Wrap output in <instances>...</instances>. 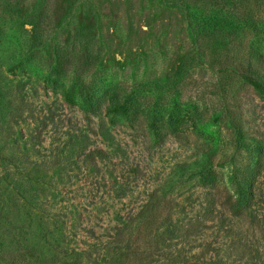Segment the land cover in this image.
I'll return each mask as SVG.
<instances>
[{"label": "rangeland", "instance_id": "rangeland-1", "mask_svg": "<svg viewBox=\"0 0 264 264\" xmlns=\"http://www.w3.org/2000/svg\"><path fill=\"white\" fill-rule=\"evenodd\" d=\"M213 3L0 0L7 42L0 47V87L17 94L25 86L14 104L22 117L13 124V139L22 135L24 147L40 150L39 156L31 152L25 168L5 165L2 158L12 151L0 150V264H65L72 257L65 246L87 253L84 264H106L101 259L119 229L123 250L142 259L131 264H171L181 247L168 230L202 212L206 198L225 203L228 216L234 182L247 176L256 189L249 211L239 210L225 232L210 230L202 240L225 254L233 245L231 264H264V96L236 68L241 44L264 53V43L255 34L242 43L199 31L195 14H210ZM17 60L31 64L28 73L11 69ZM61 64L65 83L82 76L102 104L111 91L131 95L135 115L128 119L103 107L86 118L48 90L44 78ZM174 100L193 114L195 127L156 139L146 114L155 104L171 108ZM3 109L7 114L6 104ZM49 110L55 119L38 146L32 139ZM95 149L108 159L86 161ZM206 151L215 153L214 185H203L195 166ZM157 243L161 250L145 260Z\"/></svg>", "mask_w": 264, "mask_h": 264}, {"label": "trees", "instance_id": "trees-1", "mask_svg": "<svg viewBox=\"0 0 264 264\" xmlns=\"http://www.w3.org/2000/svg\"><path fill=\"white\" fill-rule=\"evenodd\" d=\"M211 13H199L196 15L199 31L208 34L212 37H221V41H233L239 39V42L247 37L249 34H255L261 37V42L264 43V0H213ZM211 2V1H210ZM208 2L207 4H209ZM207 6V5H206ZM210 8V9H211ZM206 10H209L207 7ZM243 43V41H241ZM6 40L0 29V47L6 44ZM258 46V45H257ZM254 47L251 44L249 50L241 44L240 48H244L239 52L240 63L236 68L241 73L243 81L251 86L259 95L264 96V53L262 49ZM89 61V60H88ZM12 66V70H21L22 72H29L28 66L21 60ZM63 64L56 66L50 75L44 78V81L50 85V89L55 94H61L62 99L69 106H77L86 115L89 120L92 116H98L103 107H107V113L113 115H120L125 118H132L135 115V106L133 104L132 96L120 91L108 92V100L102 104L101 99L95 93L93 88H88L84 85L82 76L72 82L71 84L65 83L63 78L62 69ZM56 75H58L56 77ZM55 77V78H54ZM182 74L179 73L172 82L171 87L177 89L178 81L181 80ZM1 83V82H0ZM25 86L19 87L17 94L23 93ZM15 90H8L4 92L0 87V150L2 152L12 151L3 156L5 165H15L25 168L31 164L30 155L33 152L35 155H40V150L27 147L23 136L13 139L14 126L22 117V109L15 107L14 104L17 100ZM8 95L11 96L9 99ZM4 104L7 105V114L4 113ZM90 115V116H89ZM55 119L54 112L49 110L42 121L41 130L33 137V141L40 146L43 140V132L49 127L50 123ZM149 129L156 139L166 138L168 135L177 136L181 133L191 130L195 127V118L190 111L183 110L179 101L174 100L171 108L164 106L162 103L155 104V107L149 109L146 114ZM238 135L243 137L241 129L237 128ZM18 148L14 151V148ZM108 154L104 150L95 149L86 155V161L96 163L97 160H107ZM215 153L206 151L203 153L202 160L195 163L197 173L201 174V181L203 185H214L217 183L215 172L212 171ZM235 193L229 196L228 201V216L225 213L226 204L220 202L218 198H206V205L202 212L189 218L187 224L184 226H174L172 230H168L172 234L173 240H177L174 246L181 247L177 250L176 255H172L171 264H189V257H195L191 253L194 250L201 249L200 255L192 264H231L233 245L227 247L226 254L224 248L215 246L214 243L205 242V234L210 230H216L219 234L221 231L225 232L227 221L232 217L237 216L238 211L248 212L256 199V189L254 181L250 180L247 176L243 180L236 179L234 182ZM231 231V230H229ZM179 233H182L180 236ZM213 233H215L213 231ZM123 231L119 229L113 238L112 247H109L106 258L101 259L106 264H131L133 258H137V253L133 254L134 250L126 253L121 245ZM183 239V240H182ZM216 238V241H219ZM29 240V239H28ZM202 240V242H200ZM183 244V246H182ZM126 247H129L126 246ZM155 251L146 252L145 260L153 259L157 255V251L161 250V245L157 243ZM66 256L72 255L71 260H64L65 264H84V257L87 256L85 252H78L70 250L69 247L63 249ZM229 252V253H228ZM89 255V254H88ZM162 256V255H161ZM209 257V258H208ZM89 258V257H87ZM208 258V259H207ZM139 261L142 259L139 258ZM203 261V263H201ZM159 263V260L156 261ZM156 263V264H157ZM53 264H57L56 261ZM147 264H150L147 263ZM160 264V263H159ZM162 264V263H161Z\"/></svg>", "mask_w": 264, "mask_h": 264}]
</instances>
